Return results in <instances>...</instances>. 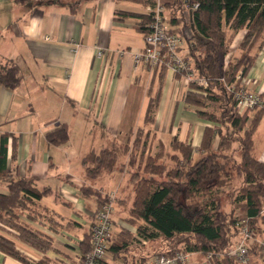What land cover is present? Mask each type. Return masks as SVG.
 <instances>
[{"label": "crops", "instance_id": "0c3cea01", "mask_svg": "<svg viewBox=\"0 0 264 264\" xmlns=\"http://www.w3.org/2000/svg\"><path fill=\"white\" fill-rule=\"evenodd\" d=\"M171 1L157 0L162 4ZM148 7L132 0H0V66L13 62L20 75L16 87L0 85V147L3 144L5 157L0 193L7 192L6 178L15 173L48 190L34 200L29 219L33 227L52 238V249L45 253L51 264H79V245L99 206V195L101 199L105 194L115 195L113 232L136 230L126 222L134 202L126 172L114 168L89 177L83 164L87 153L120 143L126 160L130 154L126 146L136 130L144 128L149 140L154 137L163 147L164 133L168 135L166 154L175 153L170 145L173 137L189 143L193 159L202 152L204 129L214 125L184 102V93L190 89L184 77L134 62L133 52L144 46L143 35L136 29L138 20L116 12L146 13ZM243 34L239 30L232 38L226 61L238 53ZM260 44L252 51L253 63L241 83L264 94V41ZM98 50L104 55L97 56ZM150 98H156V108L153 121L146 123ZM255 113L249 112V120ZM141 116L142 125L137 121ZM179 123L177 133L174 128ZM62 124L68 131L67 142L49 143L46 133ZM75 126L83 127L77 147L72 136ZM89 126L96 129L88 137ZM218 140L212 141L214 149ZM252 144L254 157L264 163V112ZM83 188L90 189L84 193ZM258 226L255 238L264 242V227ZM152 243L137 236L131 245L135 249L125 259H112L107 252L105 260L109 264L137 262L138 257L153 251ZM16 246L29 259L43 255L18 241ZM0 264L20 263L0 253ZM185 264L211 263L195 252ZM249 264H264V250Z\"/></svg>", "mask_w": 264, "mask_h": 264}, {"label": "trees", "instance_id": "16d2710c", "mask_svg": "<svg viewBox=\"0 0 264 264\" xmlns=\"http://www.w3.org/2000/svg\"><path fill=\"white\" fill-rule=\"evenodd\" d=\"M132 1L151 8L157 3V0ZM194 4H197L196 8H192ZM163 6L173 11L169 22L182 36L186 45L188 44L193 68L208 82L207 88L189 83L190 89L184 93V102L196 107L198 116L214 125L204 129L200 144L202 152L197 159L191 158L192 148L189 143L173 137L170 145L175 153L170 158L173 162L177 160L175 166L157 170L153 163L150 171H142L147 176L134 171L130 180L134 190V202L126 222L135 226L136 230L132 233L127 228L120 229L110 240L107 252H110L112 259H125V255L135 249L131 245L137 242L138 236L146 241L163 239L166 243L151 253L138 257L137 262L127 260L128 263L125 264H144L154 256H170L177 251L199 252L205 256L212 253L209 259L211 264H238L234 256L227 254V249L236 242L240 228L248 227L255 236L260 231L259 223L264 227V163L257 160L252 153V134L262 111L256 110L249 120V112L252 110L238 112L227 86L241 83L242 77L253 63V49L259 48L264 41V0H172ZM189 8L193 10L196 29L209 39L207 44L196 38L186 37L184 28L187 22L183 11ZM116 15L136 18V29L142 35L147 32L149 12L120 11ZM239 30H244V34L238 43V53L225 64L232 38ZM159 68L167 70L166 67ZM19 82L18 68L13 62L0 66L1 86L14 88ZM208 100L218 103L219 115L203 109ZM155 108L156 98H150L146 109V123L153 121ZM248 120L250 126L245 130ZM241 132L245 134V138H242ZM148 133L144 128H138L134 138L126 146V150L130 152L129 157L133 160L136 161L137 149L141 152V159ZM217 137L218 145L214 149L212 141ZM46 139L51 144H64L68 140L66 126L62 124L48 131ZM130 144L133 151L128 149ZM227 149L231 151L229 154L224 153ZM237 152L239 156L235 157ZM227 155L232 156L235 171L241 177L238 193L235 198L230 199L229 209H225L221 198L211 196L213 188L226 182L221 178V175L223 178L228 176L226 163L218 160L227 158ZM157 156L153 155L150 159ZM4 162L2 144L0 178L3 177L1 173L4 172L1 170ZM116 163V152L107 147L97 153L91 151L83 158L86 174L90 177L103 171L111 172ZM6 186L7 192L0 193V253L16 259L20 264H51V259L45 253L52 249V238L33 227L29 219L34 200L40 199L48 190L37 188L32 180L20 177L17 173L6 178ZM89 189L83 188L84 193ZM206 193L210 194L209 200L200 201V194ZM100 197L99 195V206L108 200ZM237 209L242 212L239 219L233 216ZM17 241L43 255L38 260L29 259L17 248ZM89 248L90 227L86 238L79 245V263ZM260 250L262 244L255 238L248 247L245 264H249ZM101 264L109 263L103 260Z\"/></svg>", "mask_w": 264, "mask_h": 264}, {"label": "built area", "instance_id": "2783aa9c", "mask_svg": "<svg viewBox=\"0 0 264 264\" xmlns=\"http://www.w3.org/2000/svg\"><path fill=\"white\" fill-rule=\"evenodd\" d=\"M196 7L197 4H194L192 8ZM148 12L150 21L147 25V32L143 34L144 46L142 50L133 52L134 62L143 63L150 68L166 67L174 75L184 77L186 83L207 88V79L198 75L193 68L188 54V44L186 45L182 36L170 24L163 4L157 2L154 7H148ZM102 55H104L103 51L98 50L97 56ZM227 90L232 93L238 112L246 109L264 112V94L251 91L242 83L239 85L231 83L227 86ZM113 201L114 194L112 193L109 199L95 210L90 224V248L79 264H101L106 259L113 230ZM238 235L236 242L227 250V254L234 256L240 264H245L248 247L254 241V235L245 226L240 228ZM260 243L264 250V242ZM188 254L177 251L170 256H154L144 264H185ZM211 256L212 253H208L206 258L210 259Z\"/></svg>", "mask_w": 264, "mask_h": 264}, {"label": "rangeland", "instance_id": "374dc122", "mask_svg": "<svg viewBox=\"0 0 264 264\" xmlns=\"http://www.w3.org/2000/svg\"><path fill=\"white\" fill-rule=\"evenodd\" d=\"M172 12L173 11L166 9V16L169 18L170 15L174 14ZM183 14H184L185 21L187 22V26L184 28V32H185L186 28L189 26V14H188V11L185 9L183 11ZM226 32H227V34L230 33L229 30H227ZM191 108L194 109V107H191ZM203 109H205L209 113L219 115L218 103H216L215 101L208 100V102H206L205 107ZM180 114L183 115V112H181ZM142 115H143V113H142ZM137 121L140 122V125H142V116L138 117ZM249 126H250V124L246 125L244 129L245 130L248 129ZM87 128L91 129L92 127L89 126ZM180 128H181V123L176 125V128H174V131L179 133ZM95 129L96 128L93 127L91 133H89V131H88V133H87L88 137L90 134L92 136L94 135ZM152 130H154V127L151 126L150 134H152ZM82 131H83V127H79V126H75V128L72 131V136L74 135L73 138L75 140L74 145L76 147H77L78 142H80V140H81L80 133L82 134ZM164 134H165V136L163 137V140L166 143V147L165 146L163 147L161 143L157 144V140L154 137L153 138L150 137L151 139L149 140V133H148L147 137L145 138L147 140H145V143H144V145H145L144 146V153H143L141 159H139L141 152H139V149L136 150V154H135L136 161H135V159L133 160V158H130V157H128L126 160H124L123 154L121 152L122 145L120 143H116V144L111 145V148L113 150H115L116 155H117V163L115 164L114 168L116 170L120 169L121 172H124V173L126 172L125 176L127 177V179L130 182V180L132 179V177L134 175V171H139L140 173H142L143 170L144 171L145 170L150 171L153 163L155 164V166H156L155 169L157 168V170H160V169L166 170L167 168L175 166L177 163V160H176V162L175 161L173 162L170 158L171 154L165 155V153H166L165 151L168 150L167 144H168L169 138H168V135L166 133H164ZM241 135H243L242 138H245V134L243 132H241ZM128 149H130L132 151L134 150V148H132L131 144H130V148L128 147ZM230 152H231L230 149H227V150H225L224 153L229 154ZM125 154L128 155V152H126ZM153 155H155V156L160 155V156L155 157V159H150V157H152ZM234 155H235V157L239 156L238 152L235 153ZM147 156L149 157L148 159L146 158ZM198 157H199L198 155H194L193 160L197 159ZM123 160H124V164H119ZM218 161L220 163L221 162L226 163L225 167L228 170V176H227V178H223V176L221 175V178L224 179L226 182H224L222 185H218L217 187L213 188L211 196L221 198V201H222L225 209H229L230 208L229 201H230V199L236 197V194L238 193L237 188L241 184V177L239 175H237V172L235 171V164L233 162L232 156L227 155V158H219ZM130 162H131V164H129ZM142 174L144 176H147L146 172H144ZM158 177L161 178L162 176H158ZM109 195L110 194L104 195L105 200L109 199ZM209 195L210 194H207V193L206 194H200V197H199L200 201H204V202L208 201L210 198ZM114 199H115V195H114ZM115 204H116L115 201H113L114 207H115ZM241 214H242V212L240 210H237L236 212H234L233 216H234V218L239 219L242 217ZM117 232H118L117 229H116V232H113V230H112L110 240L114 237V235ZM254 240H255V236H254ZM165 243L166 242L163 241V239H157L155 241L153 240V243L151 246H152V249L154 250L158 247H162ZM189 256H190V253L188 254V259H189ZM238 264H240V263L238 262Z\"/></svg>", "mask_w": 264, "mask_h": 264}, {"label": "water", "instance_id": "95a60500", "mask_svg": "<svg viewBox=\"0 0 264 264\" xmlns=\"http://www.w3.org/2000/svg\"><path fill=\"white\" fill-rule=\"evenodd\" d=\"M189 14V26L185 30V35L187 38H196L203 43L207 44L209 42V39L202 36L199 31L196 29V26L193 22V10L191 8L187 9Z\"/></svg>", "mask_w": 264, "mask_h": 264}]
</instances>
